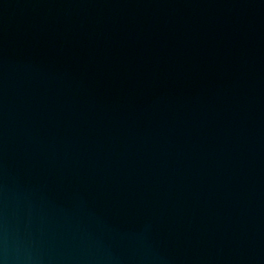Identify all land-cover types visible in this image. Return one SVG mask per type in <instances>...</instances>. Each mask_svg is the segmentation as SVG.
<instances>
[{
  "label": "water",
  "instance_id": "95a60500",
  "mask_svg": "<svg viewBox=\"0 0 264 264\" xmlns=\"http://www.w3.org/2000/svg\"><path fill=\"white\" fill-rule=\"evenodd\" d=\"M0 264H264V0H0Z\"/></svg>",
  "mask_w": 264,
  "mask_h": 264
}]
</instances>
